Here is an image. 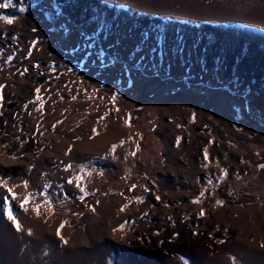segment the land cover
Masks as SVG:
<instances>
[{
    "label": "rangeland",
    "instance_id": "1",
    "mask_svg": "<svg viewBox=\"0 0 264 264\" xmlns=\"http://www.w3.org/2000/svg\"><path fill=\"white\" fill-rule=\"evenodd\" d=\"M0 133V264H264V0H11Z\"/></svg>",
    "mask_w": 264,
    "mask_h": 264
},
{
    "label": "bare ground",
    "instance_id": "2",
    "mask_svg": "<svg viewBox=\"0 0 264 264\" xmlns=\"http://www.w3.org/2000/svg\"><path fill=\"white\" fill-rule=\"evenodd\" d=\"M49 2L53 3L55 0H48ZM112 129V128H111ZM3 135L2 133H0V141L1 139H3ZM3 141V140H2ZM99 148L100 146L95 142L92 143V145H89V146H86L85 148H82L80 151H73L71 153V156H70V159H71V162L72 163H81V162H84L86 163L87 165H94L95 163H115L114 160H111L109 155L107 153H105L104 151L100 152L99 151ZM3 150H4V147L2 146L1 142H0V164L2 165H7V166H10L11 164L15 163L13 162V160L11 159H7V156L4 155L3 153ZM122 166V165H121ZM58 167V166H57ZM123 168V166H122ZM49 170H47V175L49 174L48 173ZM59 173V172H58ZM6 181V180H5ZM13 183V182H11ZM1 187V186H0ZM4 187V186H2ZM0 190H2V188H0ZM61 190V189H60ZM14 193H16L17 191L14 190L13 191ZM61 193H63V190L60 191ZM19 195L16 194V200H20L21 198V193H25V195H27L26 191L24 192H20L18 191ZM42 193V192H41ZM44 193V192H43ZM4 194V193H3ZM1 197H2V194H1ZM8 198V204L11 206V211H12V202L15 201V199H12L11 196L8 197V196H5ZM4 197V198H5ZM1 201H0V233H2V230L6 227V226H9V225H12V222L6 217V215L4 214V209H5V204H2V202H4V200L2 198H0ZM25 209V208H24ZM12 214L13 216L16 217V219H19L20 217L24 218L25 215H29V216H32V217H37L39 220H41V222L45 221L41 215H42V208L40 209L39 211V214H37V212H32V211H29V212H26L25 210H22L20 209V211L16 212L15 211H12ZM26 219V218H25ZM46 219V218H45ZM35 221V220H34ZM24 222V221H23ZM22 223V222H21ZM36 225V224H35ZM23 227H25V225H23ZM7 228V227H6ZM26 229H30L29 227H25ZM64 240V239H63Z\"/></svg>",
    "mask_w": 264,
    "mask_h": 264
},
{
    "label": "snow or ice",
    "instance_id": "3",
    "mask_svg": "<svg viewBox=\"0 0 264 264\" xmlns=\"http://www.w3.org/2000/svg\"><path fill=\"white\" fill-rule=\"evenodd\" d=\"M10 3H11V0H7L6 3H0V8H8L9 5H10ZM20 11H24V8H20ZM3 19H5V21L7 23H12L13 22V19L10 18V17H3ZM36 92L38 93L39 92V89H36ZM93 131L95 132V129H93ZM115 147L116 146L113 145V150H115ZM13 158H15V157H13ZM205 158L207 159V153H205ZM71 167H72V165H66L65 170L67 171ZM80 179H82V178L79 177V176H77V177H74L73 179H70L68 181V183L71 184V183L74 182V180L78 182ZM6 184H7L6 181L0 180V186L6 187ZM25 187H27V182H25ZM77 187H80L79 183H77ZM6 190L11 195V198L12 199H15L16 198V195H15V193H13L12 188H7ZM147 190L148 189H145V191H147ZM80 191L82 193H84L85 195H87V193L85 192V190H84L83 187H80ZM156 199L159 200V197L157 196ZM137 200H138V202H141V203L143 202V200L140 199V198H137ZM28 201H29V197L28 196L24 197L23 201L21 202L20 207L21 208H24V205L27 204ZM193 202L196 203V202H199V201L196 200V201H193ZM45 203L47 204V201H45ZM4 204H5L4 214L12 222L13 226L17 229V231H19L21 226H20L18 220L16 219V217L13 216V214H12L11 206L8 204V198L7 197L4 198ZM39 207L40 206L37 205V207L35 209H33V211H36L37 214H39ZM124 207H127V205H124ZM124 207L121 208V211L124 210ZM201 215H203V213H201ZM61 227H63V225H61ZM123 228H124V225H121L120 226V230H122ZM29 234H31V233H29ZM57 235L58 236L60 235L59 229L57 230ZM61 239H63V238L61 237ZM185 264H187V261H185Z\"/></svg>",
    "mask_w": 264,
    "mask_h": 264
}]
</instances>
